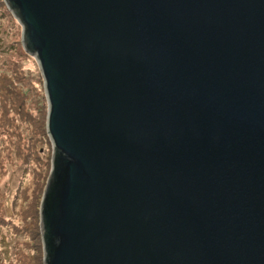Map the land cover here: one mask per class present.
Listing matches in <instances>:
<instances>
[{
	"label": "water",
	"instance_id": "water-1",
	"mask_svg": "<svg viewBox=\"0 0 264 264\" xmlns=\"http://www.w3.org/2000/svg\"><path fill=\"white\" fill-rule=\"evenodd\" d=\"M46 93L43 264H264V0H5Z\"/></svg>",
	"mask_w": 264,
	"mask_h": 264
},
{
	"label": "rangeland",
	"instance_id": "rangeland-1",
	"mask_svg": "<svg viewBox=\"0 0 264 264\" xmlns=\"http://www.w3.org/2000/svg\"><path fill=\"white\" fill-rule=\"evenodd\" d=\"M0 0V264H43L40 203L52 167L44 79Z\"/></svg>",
	"mask_w": 264,
	"mask_h": 264
}]
</instances>
